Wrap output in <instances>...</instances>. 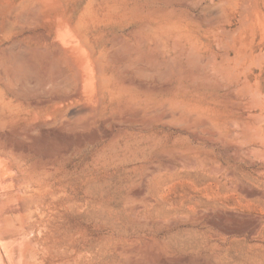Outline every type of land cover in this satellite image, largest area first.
Returning a JSON list of instances; mask_svg holds the SVG:
<instances>
[{
    "label": "rangeland",
    "instance_id": "rangeland-1",
    "mask_svg": "<svg viewBox=\"0 0 264 264\" xmlns=\"http://www.w3.org/2000/svg\"><path fill=\"white\" fill-rule=\"evenodd\" d=\"M37 2L32 22L19 20L29 5L0 9V97L18 120L4 109L0 148L23 164L0 204L28 213L8 249L31 246L32 264H264V0ZM66 23L103 51L114 91L84 129L35 120V88L14 59ZM27 52L41 78L43 56ZM92 101L62 113L74 121ZM143 108L147 129L128 117Z\"/></svg>",
    "mask_w": 264,
    "mask_h": 264
},
{
    "label": "bare ground",
    "instance_id": "bare-ground-1",
    "mask_svg": "<svg viewBox=\"0 0 264 264\" xmlns=\"http://www.w3.org/2000/svg\"><path fill=\"white\" fill-rule=\"evenodd\" d=\"M15 1H17V3L14 4ZM244 1L246 3V0H244ZM3 2H4V5H3ZM7 3L14 4L11 6V10H10L11 13L12 12H14V13L19 12L20 10H22V8L24 7L25 4L29 5V9H28L26 15H23V14H25L24 11L22 12V14L19 13L22 15V16L20 15L21 17L19 16L20 19L18 18L20 20V22L22 20H29L31 22L36 20V11L38 8L37 5L39 4L37 2V0H0V9L3 6L8 5ZM242 3L244 4V2H242ZM61 5L62 4H60L59 7ZM244 8H245V4H244ZM62 9H64V8L62 7ZM259 12L260 11H258L257 13H259ZM40 16H37V20L40 18ZM3 22L5 23V21H3ZM15 26H14V28H15ZM7 27H8V25H7ZM59 31L62 32L63 36L59 37L57 39H52L50 32H42V31L38 32L39 34L40 33L41 34H40L38 39H35L33 41V45H34L33 48H30L28 42H25L24 46H23L24 49L23 48L18 49L17 50L18 54H17V56H15L14 59L17 63H19L22 66V68H24L28 72V78L29 79L27 78V75H26V80L29 82L31 81V83H29V82H26V83L34 85V86L32 85V87H34L35 89L32 87H28V88H30V90H31V88L34 89V90H31V92H33V95L30 98V101H31L30 103H32V104L36 105L38 108H40L38 111L33 113V117L35 118V120L42 121V122L45 121V122H43V124L46 123L47 126L52 125V124H56V123H61V124H63L62 126L64 128L84 129L95 117H97L99 115H106L107 106H105L103 103L107 97H109L110 99H112L114 97V91L110 88V79H109V77L106 76V74L104 72L105 66H104V62H103V51H99V52L95 51L94 45L90 44L89 41L85 37L81 36L80 32L78 30H76V28L74 26H71L69 23H66L63 26H60ZM122 47H124V46H122ZM126 47H128V46H126ZM14 48H16L15 45H14ZM28 50H32L33 52L38 53V54L43 56L42 62L48 68L44 71L43 76L41 78H38L34 75L33 65H32L33 63H32V60L30 59V55L27 52ZM112 53H114V55H115L116 52H112ZM119 54H121V53H119ZM122 54H123V52H122ZM122 54H121V56H122ZM9 57H12V56H9ZM114 58H116V57L114 56ZM109 59H110V57H109ZM140 63L145 64L146 62L145 63L140 62ZM148 64H149V62H148ZM149 65H146V66H149ZM149 67H153V66H149ZM42 69H44V68L42 67ZM150 69H152V68H150ZM42 72H43V70H42ZM19 86H20V88H23L24 90H26L25 87H23L24 85L22 87H21V85H19ZM15 88L17 89V87H15ZM52 88L59 89L62 92V94H56L54 96H51L50 98H42V99H37L36 97H34V95H36V93L44 92L46 90H51ZM16 91L19 92V89L15 90V92ZM26 92H29V91H26ZM82 98L83 99L84 98H88V99L93 98V101H92L93 103L88 104L86 106H82V108H81V105H79L80 109L79 108L78 109L73 108L74 110L72 109L71 111H74V113L78 116V118L74 119V121L70 120V119L66 120V118L64 117V112L62 113V109H63L64 105L78 101V100H81ZM49 103H53L54 105H56L55 110L52 112H47L44 109V107ZM135 104H136V102H135ZM4 109H7V111H8V115L6 117L8 118L9 122L14 123V122L18 121L17 119L14 118L15 115L17 114L16 112L14 113V107L9 106L8 102L4 103L3 101H1V97H0V117H3L5 115ZM159 109L162 110V107ZM137 111H138V109H137ZM133 112H135V111H133ZM162 112H161V115L164 113V112L163 113ZM68 113H70V112H68ZM127 114H126V116H127ZM73 116H75V115L73 114ZM115 116L117 117L116 114H114V117ZM155 116H152V117L155 118ZM128 117L129 118L135 117V119H134L135 123L140 125V127H142V129H147V127L150 126V124L148 126V123L150 121L148 122V120H149L148 119V113H147L145 108L139 109V111L136 113L135 116H133L132 112H130V116H128ZM157 117H156V119L159 118V117L158 118ZM106 118H105V120H106V122H108L109 120L107 121ZM160 118H162V117H160ZM121 119H123V118H121ZM124 119H126V118H124ZM128 119H126L125 121H127ZM38 121H36V122H38ZM38 123H40V122H38ZM33 124L32 125L29 124V128H30V126L33 127ZM105 124L107 125V123H105ZM4 125H5V122L0 121V126L4 127ZM41 126H43V125L41 124ZM34 127L39 129L40 124H37ZM60 128H62V127H60ZM15 131H17V130H15ZM20 131H21V129H20ZM24 132H25V129H24ZM28 132H27L28 134L26 133L27 136L31 135L30 131H28ZM33 132H35V130L34 131L31 130L32 134H33ZM93 133H94V130H93ZM93 133L89 134V135L90 136L92 135L91 137L94 138L97 135L95 136V134H93ZM23 136L24 135H22V138H23ZM27 136H26V138H27ZM90 136H88V137L90 138ZM24 139H25V136H24ZM58 141H56V143ZM262 145H264V144H262ZM8 148L10 150L9 146H8ZM23 148H25V146ZM9 150L0 148V185L6 184L7 182H12V181L18 180V177H15V176H14V178L16 180H14L12 177H10V178L7 177L8 179H6V176L7 175H9V176L17 175L19 173L20 168H22V165H23L21 162H19L14 157V154H12L11 151H9ZM15 150L18 151L20 149H15ZM17 203H18V200H17ZM7 205H8V203L7 204H2V203L0 204V264H32V262L35 261L37 258V253L32 249L31 246H28L26 248V250H24L23 253H21V254L19 252H16L15 249H13V248L8 249L9 244L14 242V240H15V239H13L14 238L13 234L18 233L19 232L18 230H20L18 223L25 221V219L28 216L27 215L28 213H20L22 211V206L20 204L18 205L17 210H15L14 212L9 211L11 213H4L2 209H4L5 206H7ZM12 205H14V204H12ZM23 210H25V209H23ZM248 226H250V225H248ZM256 226L260 227L259 225H256ZM25 227L28 230V226H23L22 228L26 229ZM38 228H39V226H38ZM40 228H44V227H42V225H41ZM38 233H39V231H38ZM18 245H19V241L15 242L14 248L17 249Z\"/></svg>",
    "mask_w": 264,
    "mask_h": 264
}]
</instances>
